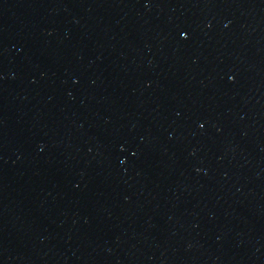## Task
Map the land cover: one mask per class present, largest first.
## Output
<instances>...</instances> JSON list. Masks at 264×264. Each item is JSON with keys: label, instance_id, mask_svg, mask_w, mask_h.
<instances>
[{"label": "water", "instance_id": "1", "mask_svg": "<svg viewBox=\"0 0 264 264\" xmlns=\"http://www.w3.org/2000/svg\"><path fill=\"white\" fill-rule=\"evenodd\" d=\"M0 264H264V0H0Z\"/></svg>", "mask_w": 264, "mask_h": 264}]
</instances>
